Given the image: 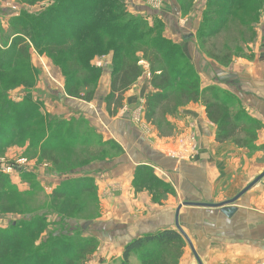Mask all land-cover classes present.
Here are the masks:
<instances>
[{"label":"rangeland","instance_id":"1","mask_svg":"<svg viewBox=\"0 0 264 264\" xmlns=\"http://www.w3.org/2000/svg\"><path fill=\"white\" fill-rule=\"evenodd\" d=\"M57 1L0 0L1 51L9 48L15 32L24 34V31L11 30L13 20L23 15H28L32 20ZM120 1L126 12L137 18H145L152 25L160 24L158 34L182 46L199 82L200 78H204L200 82V90L213 87L220 98H230V111L233 114L244 113L255 122L246 124L235 139L220 144L216 142L219 128L209 121L216 127L211 142L214 162L227 163L233 157L245 165L243 170L234 171L233 190L237 191L232 196L237 195L239 190L254 180L250 179L254 171V177L264 172V0H236L232 3L245 1L248 6L245 11H238L237 6L230 9L229 0ZM221 6L228 8L222 13L228 23L218 34L208 36L206 29L218 26L217 22L207 26L208 8L217 12ZM229 10L231 13H228ZM163 13L176 23L178 31L174 35ZM29 56L30 64L37 72L35 82L29 85L22 78L0 76V87L4 91V99L9 103L24 104L28 99L24 107L32 104L42 112L46 134L53 135L34 141L29 134L11 139L6 134L0 140V230L11 231L15 226L30 225L28 234L22 237L27 246L25 255L34 250L48 252L45 242H54L55 238L63 236L61 238L67 240L66 256L75 253L80 256L78 242L94 239V250L90 254L85 253L81 260L76 261L78 264H122L124 246L132 240L130 235L119 231V223H133L164 209L174 212L183 207L182 203L190 204L184 206L189 224L185 223V226L192 230L195 223L192 215L208 208L196 205L198 202H183L182 193L180 195L179 190L177 194L178 188H174L172 170L149 162L138 165V159L145 160V153L138 144L141 139L145 143L150 141L160 153L167 151L165 154L170 159L175 157L187 162L183 164L189 165L196 159L197 134L193 127L187 128L185 115L180 120L179 113L174 117L167 115L163 122L164 115L156 110V115L146 121V99L140 107H128L125 111L122 110L123 100L115 116L107 114L104 98L111 85V54L97 57L91 62L99 73L84 84L88 87H79L83 97L93 90L91 102L66 94L65 78L48 56L38 55L32 48ZM140 64L145 68L143 76L148 82V65L146 62ZM235 68L239 73L236 80H232L233 83L217 81L221 70L232 74ZM200 72L201 75L204 73L203 77ZM241 86L250 89V93L243 91ZM148 88L151 90L150 86ZM58 94L89 105L93 115L75 111L59 101ZM193 104L202 105L205 111L202 101ZM123 117L129 118L131 124L125 138L121 136L120 140L116 121ZM59 121L62 123L60 127L56 123ZM238 139L245 142L240 147L235 145ZM167 147L170 149L167 150ZM235 149L238 156L232 152ZM135 154H138L137 159L133 158ZM125 156L137 162L126 165L123 171L133 174L132 179L121 184L118 180L121 175L116 174L118 167L115 169L117 164L114 163ZM106 165L111 166L107 168ZM262 181L260 187L257 186L259 192L264 193V178ZM231 192L228 188L226 194L229 196ZM220 194L224 196L222 190ZM109 224H113V228ZM183 242V252L177 264L184 255L189 256L192 263L199 264L184 238ZM191 245L194 248L192 242ZM194 251L198 256L196 248ZM140 255L141 251L132 253L129 264H139ZM9 260L10 256L6 257V262Z\"/></svg>","mask_w":264,"mask_h":264},{"label":"trees","instance_id":"2","mask_svg":"<svg viewBox=\"0 0 264 264\" xmlns=\"http://www.w3.org/2000/svg\"><path fill=\"white\" fill-rule=\"evenodd\" d=\"M234 1L229 0L230 9L237 6L238 11H245L248 7L246 0L232 5ZM226 8L221 6L217 12L208 8L207 26L213 22L218 25L206 29L208 36L218 34L228 23L222 14ZM228 13H231L230 10ZM11 26L13 32L20 30L24 34L15 32L9 48L4 51L0 48V76L22 78L27 84H33L37 72L29 60L32 48L38 55L48 56L61 70L68 96L91 102L93 90L83 97L79 87H85L88 79L99 73L91 62L97 57L111 54V85L104 98L105 109L111 116L116 115L126 92L145 74V68L140 63L146 62L151 87L146 95V121L153 118L157 110L164 115L162 121L165 122V116H176L179 108L202 101L208 120L219 128L216 142L220 144L235 139L246 124H255L244 113L233 114L230 111V98L224 93L220 95L225 97L220 98L213 87L200 90L199 78L194 68L190 67L182 46L158 34L160 24L152 25L145 18H137L126 12L120 0H58L32 20L28 15H23L13 20ZM27 102L28 99L24 104L7 102L0 87V140L6 134L10 139L29 134L34 141L46 135L52 137L53 134H46L42 112L32 104L24 107ZM56 123L59 127L62 125L60 121ZM239 140L235 145L240 147L245 142ZM29 227L15 226L11 231L0 230V264H78L77 260L95 248L94 239L78 242L80 256L69 252L67 254L70 255L66 256L67 240L61 236L55 238L54 242H45L48 252L34 250L25 255L27 246L22 237L28 234ZM183 238L181 233L169 229L139 237L124 246L122 264H129L128 259L135 251H141L139 264H177L183 252ZM9 256L11 260L6 262Z\"/></svg>","mask_w":264,"mask_h":264},{"label":"crops","instance_id":"3","mask_svg":"<svg viewBox=\"0 0 264 264\" xmlns=\"http://www.w3.org/2000/svg\"><path fill=\"white\" fill-rule=\"evenodd\" d=\"M162 15L171 28L172 35H174L175 31H178L176 23L171 22V18L166 14L163 13ZM233 66H239V64H234ZM238 73L239 71L237 68L233 70L232 74H226L221 70V72L218 73L220 77H218L217 81L221 82V80H224L231 84L233 83V79L236 80ZM203 74L201 75L200 72L202 77ZM227 75L232 77L230 79H223V77ZM203 81L204 78H200V82L202 83ZM149 86L145 76L138 79L124 95L122 110L125 111V108L128 109V107H135L134 109L140 107L144 99H146L144 95L149 93ZM241 87L243 91L245 90L246 93H250V89H246L243 86ZM99 98H101L100 95ZM176 113L180 115L179 120L185 115L184 121L188 124L187 128L193 127V131L197 134L195 136V142H197L195 145L197 147L195 151L196 159L189 165L183 164L187 162L180 160V158L176 160L175 157V160L170 159L165 154L167 151L160 153L150 141L145 143L141 139L138 144L145 153L146 161L138 159L140 161L138 165H146L145 162H149L156 164L158 167L172 170L174 188H178L176 189V191H178L177 194L179 190L180 195L182 193L183 202L221 204L224 203V201L236 197L246 187L239 190L237 195L232 196V193L237 191L233 190V181L236 178V172L234 171L239 169L243 170L245 165L241 161H235L233 157L229 159L227 163L214 162L211 142L212 139H214L216 127L209 122L204 107L191 103L184 108H179ZM87 114L93 115L91 113ZM116 122H118L116 125L117 132L121 134L118 133L117 137L122 140V137L125 138L124 135L126 132H129L128 126H130L131 123L129 118L126 117ZM167 148V150L170 149V147ZM232 152L235 156L239 155L236 149ZM133 158L137 159L138 154H135ZM133 162L137 161L125 156L114 166L115 169L118 167L116 174L121 175L118 179L121 184L130 182L132 179L133 174L123 170L127 167L126 165H132ZM255 173L254 171V173L250 175V179L256 178L254 177ZM262 182V180L257 182L253 188L241 195L233 205L224 207L225 209H235L230 217L223 215L221 213L222 209H208L203 212L194 213L192 218L195 223H193L192 230L185 226V223L188 224V215H186L187 210L184 206L179 210V225L190 238L194 248H196L200 263L264 264V193L262 191L259 192V185ZM228 188L232 190L229 196L226 194ZM221 190L224 196H221ZM175 212L176 210L173 212L164 209L161 212L149 214L146 218L135 220L133 223L128 222L124 224L121 222L122 224H118L120 226L119 231L126 235H130L132 241L138 237L165 231V229L176 231ZM112 221L116 223L114 220ZM104 222H102V224H104ZM109 225L113 228V224ZM179 264L196 263H192L189 260V256L184 255Z\"/></svg>","mask_w":264,"mask_h":264},{"label":"water","instance_id":"4","mask_svg":"<svg viewBox=\"0 0 264 264\" xmlns=\"http://www.w3.org/2000/svg\"><path fill=\"white\" fill-rule=\"evenodd\" d=\"M156 14V13H155ZM232 76H224V78L226 79H230ZM58 99L59 101H61L62 103H65L67 104L69 107H72L75 111H78V112H83V113H91L93 114V111L90 109V107L88 105L85 106L84 103L80 102V101H77V100H73V99H67L65 98L62 94H58ZM120 159H118L119 161ZM118 161L114 164H117ZM113 165V164H112ZM111 165H106L105 167L109 168ZM264 171V170H263ZM264 178V172H262L259 176H257L254 181H252L249 185H247V187L241 191L236 197L228 200V201H224V203H221V204H203V203H198L196 205H199V206H202V207H205V208H217V209H222L221 210V213L223 215H226L227 217H230L231 214L234 213L235 209H232V208H228V209H225L224 207L225 206H228V205H231V204H234L236 203L235 201H237L239 199V197L241 195H243L245 192H247L248 190H250L251 188L254 187V185L259 182L260 180H262ZM185 205H190V204H187V203H183L182 206H185ZM180 208V207H179ZM179 208L176 210L175 212V215H174V218H175V227H176V231L178 233H181V235L184 237V239L186 240V242L188 243L189 247L192 249L194 255H195V259L197 260V263L199 264H202L200 263V260L198 258V256L196 255V252L194 251V248H192V245H191V242L188 238V236L186 235V233L183 232L182 228L179 226V221H178V213H179ZM139 238V237H138ZM137 239V238H135ZM134 239V240H135ZM133 240V241H134Z\"/></svg>","mask_w":264,"mask_h":264},{"label":"built area","instance_id":"5","mask_svg":"<svg viewBox=\"0 0 264 264\" xmlns=\"http://www.w3.org/2000/svg\"><path fill=\"white\" fill-rule=\"evenodd\" d=\"M192 140H194V138H192ZM196 145V144H195ZM196 147V146H195ZM197 148V147H196Z\"/></svg>","mask_w":264,"mask_h":264}]
</instances>
